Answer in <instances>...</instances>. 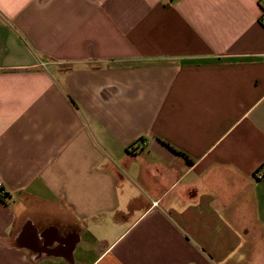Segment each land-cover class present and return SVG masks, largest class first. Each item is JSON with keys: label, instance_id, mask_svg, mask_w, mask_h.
I'll return each instance as SVG.
<instances>
[{"label": "crops", "instance_id": "0c3cea01", "mask_svg": "<svg viewBox=\"0 0 264 264\" xmlns=\"http://www.w3.org/2000/svg\"><path fill=\"white\" fill-rule=\"evenodd\" d=\"M263 17L0 0V264H264Z\"/></svg>", "mask_w": 264, "mask_h": 264}, {"label": "built area", "instance_id": "2783aa9c", "mask_svg": "<svg viewBox=\"0 0 264 264\" xmlns=\"http://www.w3.org/2000/svg\"><path fill=\"white\" fill-rule=\"evenodd\" d=\"M261 24L264 26V17L261 19ZM41 66L42 67H46V65L45 64H41ZM264 168V167H263ZM257 177L259 178V179H261V178H263L264 177V171H261V172H258L257 173ZM6 193L4 192V190L1 188V185H0V195L2 196V195H5Z\"/></svg>", "mask_w": 264, "mask_h": 264}, {"label": "trees", "instance_id": "16d2710c", "mask_svg": "<svg viewBox=\"0 0 264 264\" xmlns=\"http://www.w3.org/2000/svg\"><path fill=\"white\" fill-rule=\"evenodd\" d=\"M0 196H1V195H0ZM1 197H4V198H5V197H6V195H2Z\"/></svg>", "mask_w": 264, "mask_h": 264}]
</instances>
